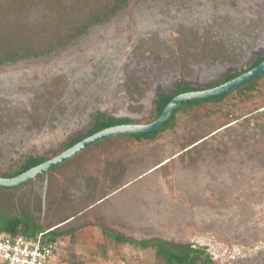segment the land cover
I'll use <instances>...</instances> for the list:
<instances>
[{
	"label": "rangeland",
	"instance_id": "374dc122",
	"mask_svg": "<svg viewBox=\"0 0 264 264\" xmlns=\"http://www.w3.org/2000/svg\"><path fill=\"white\" fill-rule=\"evenodd\" d=\"M263 55L264 0H128L73 44L0 66V177L65 152L99 111L151 122L159 94L210 88ZM14 216L30 230L71 221L57 264H165L103 230L264 264V78L250 95L182 107L155 141L114 137L0 189V225Z\"/></svg>",
	"mask_w": 264,
	"mask_h": 264
},
{
	"label": "trees",
	"instance_id": "16d2710c",
	"mask_svg": "<svg viewBox=\"0 0 264 264\" xmlns=\"http://www.w3.org/2000/svg\"><path fill=\"white\" fill-rule=\"evenodd\" d=\"M127 3L128 0H0V66L48 56L58 49L67 47L87 34L92 26L104 23L114 17L127 6ZM263 61L264 55L257 59L252 67ZM243 72L231 75L230 79ZM257 83L258 80H255L238 88V94L243 95L255 91ZM195 90L177 84L174 91L160 95L157 98L155 102L157 113L159 115L163 113L166 106L176 96ZM227 96L228 94L213 100L188 102L187 104L220 103ZM174 115L160 131L149 135H132V137L137 140L154 139L158 133L172 125ZM123 124H130V120L116 117L108 118L99 111L95 117L93 127L88 133L73 139L69 147L105 129ZM47 160L43 157L30 156L24 162L19 174L27 172ZM0 228L11 234H28V224L19 217L7 220L0 225ZM103 233L119 243L130 244L142 249L154 248L157 256L162 258L165 264H213L211 257L200 248L176 252L162 241L139 242L107 230H103ZM57 235L66 236L62 233H57ZM69 264L86 263L81 261Z\"/></svg>",
	"mask_w": 264,
	"mask_h": 264
},
{
	"label": "water",
	"instance_id": "95a60500",
	"mask_svg": "<svg viewBox=\"0 0 264 264\" xmlns=\"http://www.w3.org/2000/svg\"><path fill=\"white\" fill-rule=\"evenodd\" d=\"M262 75H264V62L258 65L257 67L253 68L249 72L237 77L236 79L227 82L225 84H222L218 87H215L213 89L209 90H202V91H195V92H189L184 93L181 95H178L175 97L165 108L161 116L153 123L149 125H122L117 127H112L106 130H103L89 138H86L85 140L79 142L78 144L74 145L73 147L69 148L62 154L30 169L27 172H24L23 174L14 177V178H2L0 177V189H13L18 186H21L30 180L44 175L48 173L49 171L58 168L62 164H65L69 160H71L76 155L80 154L81 152L93 147L94 145L112 138L116 136L121 135H149L157 132L159 129H161L167 121L170 119L171 115L174 113V111L183 103L186 102H195V101H207L214 98H217L219 96L225 95L232 90L243 86L246 83H249L251 81H254L258 78H260ZM169 159H167L166 164H168ZM163 162V161H162ZM162 162L160 164H157L155 167L152 168V171L158 170V168L162 167ZM162 165V166H161ZM165 165V164H164ZM150 172V171H149ZM148 172V174H149ZM143 178V177H142ZM111 189L109 193L113 192L112 186H110ZM120 191V188L117 189ZM116 190V191H117ZM115 191V190H114ZM117 191V192H118ZM108 193H105L104 195H97L96 201L92 200L94 205L98 202H101L102 199H104ZM102 197V198H101ZM101 198V199H100ZM72 220V219H71ZM71 221L65 220L59 225L62 228L66 224L70 223ZM58 228L51 229L50 231L58 232Z\"/></svg>",
	"mask_w": 264,
	"mask_h": 264
},
{
	"label": "built area",
	"instance_id": "2783aa9c",
	"mask_svg": "<svg viewBox=\"0 0 264 264\" xmlns=\"http://www.w3.org/2000/svg\"><path fill=\"white\" fill-rule=\"evenodd\" d=\"M48 232L11 234L0 228V264H56L62 244Z\"/></svg>",
	"mask_w": 264,
	"mask_h": 264
},
{
	"label": "flooded vegetation",
	"instance_id": "af4514ba",
	"mask_svg": "<svg viewBox=\"0 0 264 264\" xmlns=\"http://www.w3.org/2000/svg\"><path fill=\"white\" fill-rule=\"evenodd\" d=\"M261 58V57H260ZM259 59V58H258ZM256 61V60H255ZM254 61V62H255ZM254 62L252 63V65L250 66V67H248V68H246V69H244V70H240V71H238V72H233V73H230V74H228L219 84H217V85H215V86H212V87H210V88H207V89H203V90H209V89H213V88H215V87H218V86H220V85H222V84H225V83H227V82H230V81H232V80H234V79H236L237 77H239V76H241V75H243V74H245V73H247V72H249L250 70H252L253 68H255V67H257V66H255V67H252L253 66V64H254ZM264 62V61H263ZM262 62V63H263ZM261 64V63H260ZM259 64V65H260ZM248 69V70H247ZM244 71V72H243ZM240 72H243V73H241L240 75H238V76H236V77H234V78H232V79H230V76L232 75H235V74H239ZM229 78V79H228ZM262 78H264V75H262L260 78H258V79H256V80H258V83H257V87H256V90H257V88H258V84H259V81L262 79ZM255 81V80H254ZM252 82V81H251ZM250 83V82H249ZM247 84V83H246ZM245 85V84H244ZM243 85V86H244ZM240 87H242V86H240ZM240 87H238V88H240ZM238 88H236V89H234V90H232L231 92H229V93H227L228 94V96H230L233 92H235V93H237L238 94V92H237V89ZM255 90V91H256ZM195 91H202V90H195ZM195 91H192V92H195ZM255 91H253V92H247V93H245V94H243V95H240V94H238L240 97H244V96H246V95H250V94H252V93H254ZM169 93H171V92H169ZM169 93H163V94H159L158 96H157V98L160 96V95H164V94H169ZM187 93H189V92H187ZM184 94V93H183ZM227 94H225V95H227ZM181 95V94H180ZM222 96H224V95H222ZM227 96V97H228ZM177 97V96H176ZM220 97V96H219ZM226 97V98H227ZM157 98H156V100H157ZM218 98V97H217ZM225 98V99H226ZM215 99V98H214ZM156 100H155V102H156ZM173 100V99H172ZM211 100H213V99H211ZM208 101V100H207ZM223 102V101H222ZM188 102H186V103H183V104H181L180 106H178V108L174 111V113L172 114V115H174V120H173V123H174V121H175V117H176V115L180 112V110H181V108L182 107H184V106H200V105H195V104H191V105H188L187 104ZM210 103H217V102H210ZM221 103V102H220ZM204 104H208V103H204ZM201 105H203V104H201ZM168 106V105H167ZM166 106V107H167ZM165 110V109H164ZM162 114V113H161ZM161 114L159 115L158 113H157V110H156V104H155V118L151 121V122H148V123H139V122H135V121H133V120H131V119H129L130 120V124H123V125H149V124H151V123H153V122H155L160 116H161ZM96 115H97V113H96ZM172 115H171V117H172ZM96 117V116H95ZM107 117V116H106ZM170 117V118H171ZM109 118V117H108ZM120 119H127V118H120ZM170 120V119H169ZM168 120V121H169ZM168 121H167V123H168ZM166 123V124H167ZM172 123V124H173ZM165 124V125H166ZM165 125L163 126V127H165ZM119 126H122V125H119ZM114 127H117V126H114ZM162 127V128H163ZM172 127V125H170L169 127H167L164 131H162V132H160V133H158L157 134V136L154 138V139H141V140H137L136 138H134V139H136L137 141H143V140H146V141H149V142H152V141H155V140H157L158 139V137L161 135V134H163V133H165L169 128H171ZM112 128V127H111ZM161 128V129H162ZM109 129V128H108ZM161 129H159L158 131H160ZM106 130V129H105ZM157 131V132H158ZM99 133V132H98ZM156 133V132H155ZM97 134V133H96ZM95 135V134H94ZM93 136V135H92ZM122 136V135H121ZM127 136H131L132 137V135H127ZM78 137V136H77ZM89 137H91V136H89ZM89 137H87V138H89ZM116 137H118V136H116ZM76 138V137H75ZM75 138H73V139H75ZM112 138H114V137H112ZM112 138H109V139H106V140H104V141H108V140H111ZM72 139V140H73ZM86 139V138H85ZM84 139V140H85ZM72 140H71V142H72ZM83 141V140H82ZM70 142V143H71ZM103 142V141H102ZM70 143H69V145H70ZM101 143V142H100ZM78 144V143H77ZM69 145H68V148H69ZM76 145V144H75ZM73 147V146H72ZM30 157V156H29ZM28 157V158H29ZM35 157H37V156H35ZM43 158H45L46 159V157H43ZM48 161V160H47ZM46 162V161H45ZM67 163V162H66ZM65 163V164H66ZM24 165V163L23 164H21L20 165V167L18 168V170L14 173V175L15 174H18L17 176H19V175H21V174H23V173H21V174H19V171H20V169H21V167ZM62 165H64V164H62ZM61 165V166H62ZM60 167V166H59ZM58 167V168H59ZM58 168H56V169H58ZM56 169H53V170H51V171H49L48 173H46V174H49V173H51V172H53V171H55ZM46 174H44V175H46ZM13 174H12V176L10 177V178H14V177H17V176H14ZM14 176V177H13ZM15 217V216H14ZM16 217H18V216H16ZM11 218H13V217H11ZM11 218H9V219H11ZM8 219V220H9ZM28 234H26V235H35V234H38V233H34V234H30V233H32V231H30V228H29V226H28ZM41 233V232H40ZM49 234H48V236H51L52 238H55V239H62L64 236H62V235H57V232H53V231H49L48 232ZM191 248H197V247H195V246H190L189 247V249H191Z\"/></svg>",
	"mask_w": 264,
	"mask_h": 264
},
{
	"label": "crops",
	"instance_id": "0c3cea01",
	"mask_svg": "<svg viewBox=\"0 0 264 264\" xmlns=\"http://www.w3.org/2000/svg\"><path fill=\"white\" fill-rule=\"evenodd\" d=\"M97 179H98L97 177H94L95 184H94V182H91L95 187H97L98 182H100V181H97ZM59 225H61V223L58 222V223L52 224L50 226H45L43 228H40V229L37 228V229H34V230H30V231L35 232V233L46 232V231H50L51 229L60 227ZM59 229H61V228H58V230ZM65 239H66L65 237H63L62 239H59L60 242H61V244H62V248L65 246V242L67 241ZM60 253H61V251H60ZM59 254L57 255L56 264L58 262V256H59Z\"/></svg>",
	"mask_w": 264,
	"mask_h": 264
}]
</instances>
